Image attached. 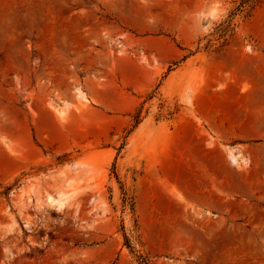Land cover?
I'll return each mask as SVG.
<instances>
[{"label": "rangeland", "instance_id": "rangeland-1", "mask_svg": "<svg viewBox=\"0 0 264 264\" xmlns=\"http://www.w3.org/2000/svg\"><path fill=\"white\" fill-rule=\"evenodd\" d=\"M0 264H264V0H0Z\"/></svg>", "mask_w": 264, "mask_h": 264}, {"label": "crops", "instance_id": "crops-1", "mask_svg": "<svg viewBox=\"0 0 264 264\" xmlns=\"http://www.w3.org/2000/svg\"><path fill=\"white\" fill-rule=\"evenodd\" d=\"M221 108H214V111H210V112H202L203 115H209L211 117L212 120H219V118H224V120H226V117H227V113L223 110H219ZM244 116V115H243ZM212 124H209L208 125V128H210L211 130L213 131H220L219 129H214L212 126ZM254 131V130H252ZM221 134L223 135H226L225 132L222 130L220 132ZM227 134H229V136L231 135V133L234 134V136H230V137H227V136H221L220 139L224 140L225 138H228V139H232V138H242V137H246L247 135H249L250 133H247L245 131H241V130H238V133L235 131V132H230V131H226Z\"/></svg>", "mask_w": 264, "mask_h": 264}, {"label": "bare ground", "instance_id": "bare-ground-1", "mask_svg": "<svg viewBox=\"0 0 264 264\" xmlns=\"http://www.w3.org/2000/svg\"><path fill=\"white\" fill-rule=\"evenodd\" d=\"M230 158L232 159V160H234V157L233 156H230ZM56 200V199H55ZM54 199L52 200V201H55ZM57 202H58V204L60 205L61 203V201L60 200H57Z\"/></svg>", "mask_w": 264, "mask_h": 264}]
</instances>
